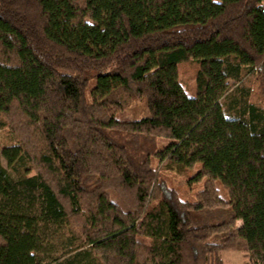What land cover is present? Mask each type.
I'll list each match as a JSON object with an SVG mask.
<instances>
[{
    "label": "trees",
    "instance_id": "trees-1",
    "mask_svg": "<svg viewBox=\"0 0 264 264\" xmlns=\"http://www.w3.org/2000/svg\"><path fill=\"white\" fill-rule=\"evenodd\" d=\"M4 126L0 264H264V0H0Z\"/></svg>",
    "mask_w": 264,
    "mask_h": 264
},
{
    "label": "rangeland",
    "instance_id": "rangeland-1",
    "mask_svg": "<svg viewBox=\"0 0 264 264\" xmlns=\"http://www.w3.org/2000/svg\"><path fill=\"white\" fill-rule=\"evenodd\" d=\"M192 85L191 82H189V85ZM252 91L254 92L253 100L257 103H262L263 99L257 94L256 85L253 83L252 85ZM142 105L136 104L133 108H129L130 114H134L135 116H138L142 113ZM11 132L9 131L7 126L0 128V147L3 145L9 144L11 142ZM159 141H165V140H159ZM3 166H6V162L3 158L0 159ZM33 173V171H31ZM190 170L188 169H173V168H166L161 170L162 177L166 180L167 184L170 187H173L177 190L179 196L183 200L187 201H194L198 198V196L202 193H198L197 197L196 192L201 187L200 182H195L193 184L188 183V176L190 174ZM217 188L219 190L220 195L223 198H227L226 191L221 187V185L218 183ZM238 234H243V227L240 222V220H236L232 225ZM222 260L223 264H244V259L241 252L238 251H225L222 254Z\"/></svg>",
    "mask_w": 264,
    "mask_h": 264
}]
</instances>
